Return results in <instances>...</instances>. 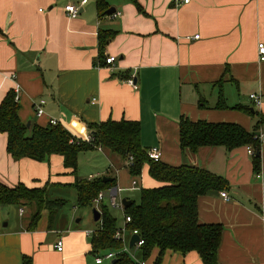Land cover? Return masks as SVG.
Returning <instances> with one entry per match:
<instances>
[{
	"label": "crops",
	"instance_id": "crops-1",
	"mask_svg": "<svg viewBox=\"0 0 264 264\" xmlns=\"http://www.w3.org/2000/svg\"><path fill=\"white\" fill-rule=\"evenodd\" d=\"M82 1L0 0V104L19 87L23 123L46 127L55 119L82 140L91 136L89 125L139 122L142 147L159 148L163 163L199 167L228 182L230 200L214 191L198 204L201 224L224 229L217 264H264V139L258 173L247 147L231 152L206 147L183 154L180 145L182 118L234 123L253 132L256 118L236 107L258 108L264 115V63L257 49L264 43V0H193L183 6L174 0H138L143 13L129 0H110L120 15L102 19L96 5ZM67 5L80 8L76 18L65 11ZM102 30L115 33L104 50L98 39ZM111 57L115 62L106 64ZM132 76L138 89L126 82ZM221 94L226 109H216ZM252 94L263 97L260 107L250 100ZM40 101H45L44 115L38 117L34 105ZM7 141V134L0 133L1 183L9 188H75L78 178L65 168L62 156L16 161L7 152ZM94 150L106 152L110 166L123 167L115 154ZM90 177L101 178L91 174L88 181ZM132 178L139 191L160 186L148 165ZM116 182L114 187L122 189ZM8 208L0 206V264H22L24 256L33 264H97V254L118 251L94 253L95 232L75 225L73 216L57 220L62 210L53 217L44 210L30 230V221H5ZM25 209L16 213L23 218ZM131 238L126 233L123 245L140 253L136 246L130 249ZM157 254L155 250L146 263L154 264ZM162 264L203 262L196 252H167Z\"/></svg>",
	"mask_w": 264,
	"mask_h": 264
},
{
	"label": "trees",
	"instance_id": "trees-1",
	"mask_svg": "<svg viewBox=\"0 0 264 264\" xmlns=\"http://www.w3.org/2000/svg\"><path fill=\"white\" fill-rule=\"evenodd\" d=\"M139 12L143 13L138 0H129ZM98 18L108 17L110 0H95ZM113 31H100L99 47L104 50L113 39ZM224 97H219L216 109H226ZM20 104L15 101L13 91L9 92L0 104V133L7 134V152L16 161L32 159L42 162L53 155L64 158L65 168L75 175L78 169L79 155L94 149H102L119 155L125 162L134 160L129 169L133 177H140L145 165L149 166V175L160 186L140 189V202L124 209L125 217L131 218L127 225L129 231L137 230L144 245L140 248L142 261H147L152 253L158 254L154 264H162L167 252L186 255L196 252L203 264H217V255L222 242L223 226L220 224H201L198 217L199 199L210 192L226 191L228 182L205 169L182 165L170 166L162 161L153 162L142 147L141 124L133 121H106L98 125H89L91 142L77 139L64 127L51 125L46 127L23 123L20 119ZM249 116L258 117L253 132L234 123L193 122L187 118L180 121V145L183 154L197 153L201 148L223 147L227 152L238 148H252L254 171L261 167L262 144L255 137L264 127V115L251 108L236 107ZM116 179L105 183L103 178L92 181L78 180L75 188L81 206H92L101 191L116 186ZM66 205L62 199H51L47 186L29 189L20 184L9 188L0 182V206L31 207L33 213L29 229L34 230L44 210L55 216ZM101 229L94 233L92 247L94 253L107 250H120L122 243L115 239L118 230L117 219L108 208L101 205ZM22 264H33L32 258L24 256ZM115 264H137L129 255L121 253Z\"/></svg>",
	"mask_w": 264,
	"mask_h": 264
},
{
	"label": "rangeland",
	"instance_id": "rangeland-1",
	"mask_svg": "<svg viewBox=\"0 0 264 264\" xmlns=\"http://www.w3.org/2000/svg\"><path fill=\"white\" fill-rule=\"evenodd\" d=\"M89 1H90V5H93L95 7V0H89ZM257 109L255 110L257 111ZM35 115L37 116L36 112ZM255 118L258 121V117L256 116ZM26 124L28 125V123ZM105 153L106 152L100 153L97 150L82 152L79 155V166L76 173L78 180L88 181V178L91 174L96 176L98 175L101 178L105 176L106 177L114 176V178H117L118 186L122 188L120 189L121 193L117 197L118 204L120 205L121 203H123L122 201L124 199L133 201L138 204L140 202V191L137 189L136 190L132 189V181L137 179L132 178V175L129 172V168L126 167L125 161L120 156L115 154V157L118 158V162L121 165L123 164V167L117 168L114 165L110 166L107 157L105 156ZM108 169H111L109 173H108ZM49 186H50L49 190H50L51 199H62L66 201L65 207L62 209V211H60V213H58L57 220H64L68 216H73L75 217L74 224L77 226L89 228L92 232H97L101 229L102 226L101 221L96 222L94 219V210L97 209L101 213L100 211L101 206L98 207L95 204H93L92 206H81L78 201L77 190L74 187H59L57 185H51V184ZM101 205L107 207L111 215L117 219L118 230L120 228H123L124 219H125V214H124L125 207L124 209H122L120 207L116 208L111 206L109 196H106L105 200L103 201V204ZM8 207L11 213H5L6 214L5 221L8 220H10V222L16 220L19 221L24 220L25 222L30 221L33 213V208L31 207L26 208L25 216L22 218L19 216V213H16L19 210V208L15 206H8ZM129 229L130 228L127 227L126 233L130 232ZM123 246L124 245L122 243V248ZM126 254L128 255V253ZM129 256L132 257L136 256L137 259L142 261L141 254L138 253L136 250L129 253ZM143 262L146 263V261ZM106 264L109 263L107 262Z\"/></svg>",
	"mask_w": 264,
	"mask_h": 264
},
{
	"label": "built area",
	"instance_id": "built-area-1",
	"mask_svg": "<svg viewBox=\"0 0 264 264\" xmlns=\"http://www.w3.org/2000/svg\"><path fill=\"white\" fill-rule=\"evenodd\" d=\"M193 0H174L175 4L177 6H183V5H189L191 4ZM88 0H83L81 5H85L87 4ZM65 11L70 15L71 18H76L79 15L80 12V8L75 6V5H67L65 7ZM119 13H115L113 14V18H116L117 16H119ZM193 39H199V36H195ZM258 57H259V61L261 63H264V43H259L258 44ZM115 62V58L111 57L109 59L106 60V64L111 65ZM132 88L134 89H138L137 83L135 81V78L132 76L130 78L127 79L126 81ZM19 87L15 88L14 94H15V101L19 103ZM250 100L253 102L255 107H260L262 105L263 102V97L260 94H252L250 95ZM45 105V101H40L38 104L34 105V109L35 112L37 114L38 117H41L42 115H44V110H43V106ZM51 125H59V121L52 119L50 121ZM264 139V130H260L259 135L255 137V140H259L260 142H262ZM92 140L91 136H89L85 141L87 143H90ZM248 153L251 156H254L255 152L252 148H248ZM147 156L148 158L153 161V162H159L162 160V153L160 151L159 148H151L147 151ZM134 164V160L131 157L127 162H126V167L127 168H132ZM111 171V169L108 170V173ZM95 178L90 177V180H93ZM132 189L136 190L139 189L138 186V182L137 180H134L132 183ZM120 193V189L117 187L114 188H109L105 191H101L98 195V197L94 200V204L97 205L98 207L103 203L104 199L106 198V196H109L110 198V203L111 206L113 207H120L122 209H124L123 203H121L120 205L117 202V197ZM221 197L225 200H230L229 195L227 192L222 191L221 192ZM24 211L21 209L20 210V215L22 216L24 213ZM131 223V218L130 217H125V224L123 228H120L119 230H117L116 234H115V239L117 241L120 242H124V238H125V233L127 231V225ZM1 222H0V226H1ZM132 236L137 235L139 236V232L137 230L131 231ZM140 237V236H139ZM144 245V241L140 238V241L135 245L137 249L140 250V248ZM57 249L58 251H63V241H59L57 243ZM121 253H130V250L128 249L127 246H124L121 250L119 251H111L106 253L105 255H96V263L97 264H102L104 261H113L117 258V256ZM132 257V256H131ZM132 259L137 263V264H146L145 262L138 260L135 256L132 257Z\"/></svg>",
	"mask_w": 264,
	"mask_h": 264
},
{
	"label": "water",
	"instance_id": "water-1",
	"mask_svg": "<svg viewBox=\"0 0 264 264\" xmlns=\"http://www.w3.org/2000/svg\"><path fill=\"white\" fill-rule=\"evenodd\" d=\"M115 12H116L115 8H110L107 11V15H113V14H115ZM28 126H30L29 123H28ZM103 180L105 183H111L113 181V179L108 178V177H103ZM122 202H123V205L125 208H128L132 205V201L127 200V199H124ZM94 219L96 222L101 221V213L97 209L94 210ZM4 226H7V225H4ZM139 241H140L139 236H137V235L132 236V238L130 240V246H129L130 249H133ZM115 262H116V260H114L112 264H115Z\"/></svg>",
	"mask_w": 264,
	"mask_h": 264
}]
</instances>
